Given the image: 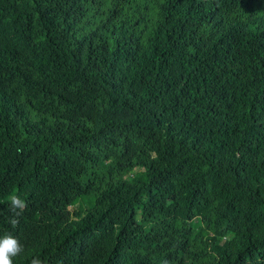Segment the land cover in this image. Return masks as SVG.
Wrapping results in <instances>:
<instances>
[{
    "label": "trees",
    "instance_id": "16d2710c",
    "mask_svg": "<svg viewBox=\"0 0 264 264\" xmlns=\"http://www.w3.org/2000/svg\"><path fill=\"white\" fill-rule=\"evenodd\" d=\"M6 234L13 264H264V0H0Z\"/></svg>",
    "mask_w": 264,
    "mask_h": 264
},
{
    "label": "clouds",
    "instance_id": "9594fccd",
    "mask_svg": "<svg viewBox=\"0 0 264 264\" xmlns=\"http://www.w3.org/2000/svg\"><path fill=\"white\" fill-rule=\"evenodd\" d=\"M8 205L12 213L10 223L15 226L27 205L18 195H11ZM23 251V245L12 234L0 237V264H13V258L19 256ZM30 264H42V261L38 258H33Z\"/></svg>",
    "mask_w": 264,
    "mask_h": 264
},
{
    "label": "rangeland",
    "instance_id": "374dc122",
    "mask_svg": "<svg viewBox=\"0 0 264 264\" xmlns=\"http://www.w3.org/2000/svg\"><path fill=\"white\" fill-rule=\"evenodd\" d=\"M79 208V204L78 202H76L74 205L71 206V210H77ZM198 216V208L196 207L195 209L188 211L186 213H184V217H188V218H194ZM209 241V238H207L206 236H201V237H194L192 238L191 242L195 245L199 244L200 242L202 243H207Z\"/></svg>",
    "mask_w": 264,
    "mask_h": 264
}]
</instances>
